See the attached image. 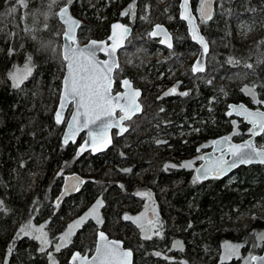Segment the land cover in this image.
<instances>
[{"label": "trees", "instance_id": "1", "mask_svg": "<svg viewBox=\"0 0 264 264\" xmlns=\"http://www.w3.org/2000/svg\"><path fill=\"white\" fill-rule=\"evenodd\" d=\"M76 1L70 7L74 16ZM169 1L175 15V22L166 24L174 35L172 50L175 57L172 60L182 59L185 52H192L197 46L190 41L185 24L177 18L179 0ZM195 1L191 2L193 12ZM133 3L134 19L138 16L157 18L168 4L159 5L158 0H104L102 9L97 11L94 7L89 11L93 15V23L91 20L88 25L89 39L106 37L114 21L129 25L132 19L118 16L117 9L123 11ZM260 3L264 0H222L223 6L215 5L212 19L201 28L210 44L209 66L206 64L204 73L193 75L188 71L180 77L179 66L174 65L178 70L171 82L178 86L177 94L159 97L155 90L159 84L157 75L133 55V66L126 68L124 73L117 71L115 76L131 77L135 85L147 84L144 110L132 121L146 122L148 119L153 124L135 134L131 126L132 130L123 137H114L112 146L103 154L87 153L82 157L75 153L82 137L75 144L62 145L64 126L57 125L53 118L55 91L60 88L63 71L58 52L51 51L53 44H60L61 39L59 34L52 32L54 25L43 28L40 18L37 30L31 31L27 25L32 20H23L19 12L0 19V201L6 208V211H0V261L4 260L9 246H13L8 264H47L48 256L39 251V241L24 236L16 239L13 245L19 231L15 229L17 223L31 219L40 225L48 220L46 229L49 224L56 225L55 231H47L48 238L56 240L61 225L58 220L65 215V207L74 211L75 206L84 203L85 207L94 198L103 201L100 229L132 250V264H222L217 254L225 244L243 247L230 258L223 259V264H245L250 255L260 253L262 245L255 244H259L257 234L264 233V216L252 217L244 226L239 219L255 207L264 209V165L239 167L229 175L236 176L232 184L226 183L227 177L193 183V168L198 166L200 155L210 150L216 137L226 135L235 142L248 137L249 127L242 120L226 115L228 104L241 102L250 108L264 109V104L256 103L241 90L245 85L264 84V56H254L255 37L244 39L237 34L234 25L239 15L257 16L253 14ZM37 4L36 0H27L30 11H34ZM12 5L20 9L16 0H0V12ZM94 15L98 16L97 20ZM156 18L149 23L148 29L162 23ZM53 19L60 27L58 19L55 16ZM135 36L134 32L130 39ZM140 39L152 46L156 44L149 35ZM162 51L168 53L169 50L162 48ZM29 58L32 74L19 88H14L9 74L14 67L29 64ZM229 58L241 63L229 64ZM245 63L252 64L253 69L244 67ZM164 65H159L160 71ZM255 91L256 99L264 101V88L257 86ZM182 92L189 95H179ZM155 131L164 135L157 139L166 143H156L152 138ZM263 138L261 135L255 142H263ZM185 155L195 157L190 168L182 167L186 160L178 158ZM72 159L81 166L72 165L69 170H64V175L77 173L83 176L80 173L83 171L88 179L77 194L57 207L54 198L61 188L62 177L54 180L47 192L48 184L55 169ZM171 164L176 167L166 168ZM124 169H131V172ZM31 173L33 177H29ZM141 190L150 193L149 202L157 210L158 224L153 227H159L162 222V238L153 235L151 240H144L135 223L123 220L125 214L134 216L135 204L131 198ZM49 207L56 212L49 211ZM151 216L153 219L154 215ZM89 225L90 222H85L73 235L71 243L59 253L48 247L58 264H68L71 252L81 250V245L87 242L82 238ZM176 241L181 242L182 250L181 246H174ZM155 252L162 255L156 256Z\"/></svg>", "mask_w": 264, "mask_h": 264}, {"label": "snow or ice", "instance_id": "2", "mask_svg": "<svg viewBox=\"0 0 264 264\" xmlns=\"http://www.w3.org/2000/svg\"><path fill=\"white\" fill-rule=\"evenodd\" d=\"M73 2L74 0H63V7H61L58 12L60 20L65 26L62 35L67 43L63 48L62 59L66 65L67 75L63 80L60 104L55 112V122L57 125L64 122L61 110L65 107L66 103L74 102L76 105V112L72 117V122L68 124L69 132L66 134L64 142L65 144L68 142L69 136L74 137L77 132L83 129H89L88 137L91 141L92 149L93 151H98L103 150V146L111 142L110 138H108L109 129L116 127L119 129L120 134L129 130L124 126V122L132 120L137 113L142 111L141 105L137 102L141 93L138 89L133 87L129 79H122L119 82L120 87L124 89V91H118L115 94L112 93L114 80L113 72L119 67L116 59L117 47L122 45H120L118 41H114L111 46H107L103 42L93 40L81 47L75 36V31L80 27V24L69 15V7ZM56 3L57 0H52V3L49 4V8ZM212 3L213 0H200L198 12L201 22H207L212 19ZM16 4L20 8H27V0H16ZM188 5L189 0H184L182 7L185 12L188 10ZM17 10V7L14 6L9 9V12L14 14ZM121 15H131L134 19L135 4L129 5ZM181 19L187 20L189 25L192 26V38L201 45L203 50L201 57L197 59L193 65L192 72L194 74L203 72V56L208 52V43L203 36L198 35L193 26V21L197 19L196 16L190 13L187 15L182 13ZM45 27H47V25H45ZM112 27L114 36L116 29H122L125 36L129 32V29L121 24H114ZM148 35L149 37L162 36L163 38L160 39L159 42L165 44L169 49L173 47L171 37L161 25H155V29L149 32ZM98 52H104L109 59L104 61L97 59ZM30 59L31 58H29V64L26 65L25 73L22 76L18 74L11 75L14 88H19L24 79L31 75L32 69ZM227 62L232 65H239L241 63V61L235 58H229ZM244 67L253 69V65L250 63H245ZM208 83L211 84L212 80H208ZM257 86L264 88V84H253L251 86L245 85L241 90L245 92L246 95H250L256 103L264 104V101L256 99L255 89ZM177 87L178 86L172 87L168 92H165L164 95L177 94ZM179 95L187 96L189 93L182 92L179 93ZM117 110L121 115L118 119H113ZM160 111L163 112L164 109L161 108ZM237 114H242L244 119L251 124V136L264 135V112L249 111L241 106ZM227 115L231 116L232 112L229 111ZM92 126H95V130H92ZM235 134L234 132L233 135ZM230 141L231 137H225L222 140L213 142L214 146H220V155L214 159H208L205 166L196 170L199 175L193 180V183H196L197 180L208 179L210 176L220 178L241 165L264 164V148L258 147L251 140L240 145L232 144ZM156 143L159 145L161 143H166V141L157 140ZM87 145L88 141L85 142V146ZM81 150H84L83 146ZM228 157H230V159ZM201 159H205V157H201ZM191 166V163L182 165V167L185 168H190ZM168 167H176V165H166V168ZM123 171L130 173L131 169H124ZM121 187H123V185H121ZM73 189L78 190V185H73ZM138 195L150 196V193H138ZM100 207H103V201L97 200L89 213H87L85 217L76 220L72 225H69L68 230L61 235L58 242L54 245L53 242L48 239L47 232L44 231V225L35 227L31 223L19 229L13 240V245L16 239L29 236L32 239L40 241L39 251L48 256L49 264H58L55 256L51 252H48V247L53 246L57 253L61 251L62 247H67L68 243H70V237L73 234L72 229L82 225L87 218L93 216ZM0 211H6L3 201H0ZM138 219L139 217L133 218L127 214L123 216V220H131L133 223H136ZM97 223H102V221L97 219ZM137 227L141 229L143 233L141 238L144 240H151L153 235L162 238V222L159 227L152 229L151 232L145 231L143 225L137 224ZM189 227H191V225H189ZM99 238L104 240L105 243L97 247L96 255L92 257L91 260L82 256L80 253H74L70 264H132V250L122 248L121 242L119 241H108L103 232L99 233ZM257 239L259 244L256 246L264 245V233H258ZM174 246H181L182 250L180 241H176ZM227 247L229 249L228 257L230 258L231 255L237 253L239 248L243 247V245H229ZM13 251L14 247L9 246L5 258L3 261H0V264H8V257L11 256ZM154 255L161 256L162 254L160 252H155ZM166 259L170 258L166 257ZM245 264H264V256L250 255L245 259Z\"/></svg>", "mask_w": 264, "mask_h": 264}, {"label": "rangeland", "instance_id": "3", "mask_svg": "<svg viewBox=\"0 0 264 264\" xmlns=\"http://www.w3.org/2000/svg\"><path fill=\"white\" fill-rule=\"evenodd\" d=\"M213 1H214V4L216 6L217 5L218 6H223L222 0H213ZM36 2L38 4L36 6H34L35 7L34 11H32V10L30 11L29 8H20L14 14H11L9 12V9L11 7H14V5L6 6L0 12V19H5L7 16H11V15H16L19 12V15L21 16V18L23 20H26V19L27 20H32V23L29 26L27 25V27H28L29 30L35 31V30H37L36 29L37 26H39L38 25L39 21H40L39 19L41 18V21L43 20L41 22V26H43V28H47V27H50L53 24L54 28H53L52 32L55 33V34H59V36L61 38V34L63 32V27H62V25L60 27L57 26L56 22L53 19V16H55L56 19H57V12H58V9L63 6V0H57V3L53 4L51 8H49V4L52 3V0H36ZM103 2H104V0H84L82 2L80 0L76 1L75 5H76L77 12H76L75 17H77L79 20H81V27L79 28L78 34H77V41H78L79 44H82V43L86 42L89 39L90 28H89L88 25L91 24V20H92V17H93V15H91L89 13V11L91 9H94V7H97V11H99L100 9L103 8V7H101ZM166 2L168 3L167 6L162 10L161 15L157 16V18L161 19L162 20L161 22L163 24H165V25L175 22V15H174V13L172 11V5L170 4L171 2L169 0H158L159 5H162V4L166 3ZM194 4L196 6L195 9H194V13H195V15L198 18V23H199L200 28H202L206 24V22H201V20L199 18L198 9L200 7V0H196L194 2ZM72 5H73V3L71 4V6ZM124 11L125 10L122 11V9H117L118 16H120V17L127 16L129 19H132L131 21H129V26H131L132 28L134 27V28H133V33L130 36V38L133 36L134 32L136 33V36L133 38V40H131L129 38L126 41V44H125L124 48H122L119 51V54H118L119 68L116 70V72L119 71V72L124 73V71H126V68L129 69L130 67H132L133 66L132 61H133V55H134V59L135 60H137L139 62H142L143 66H146V67L150 68V72H152V74L157 75L156 77H157V81H158L159 84L156 86V89H155L156 90V94L159 97H165L164 93L168 92L172 87H174V84L172 82L174 80V77L176 76V73H177L176 70H178L177 68H175L176 66H174V65L177 64V66H179V71L181 72V76L180 77L185 76L186 73H188V71L191 73V65H192L193 61L196 59L197 55H198V47L192 52H191V50H188L187 52H185L184 57L182 59L172 60L175 57V54H174L173 50H169L168 53L163 52L162 51L163 47L158 46V42L156 40H155L156 44H154V46L149 45L146 40H144L143 42L140 41L141 40L140 37H144L145 36L146 38H148V33H149V30H150V29H148L149 23L151 24L154 21V20L152 21V19H155L156 17L155 18L154 17L149 18L147 16H138V17H136V19H133L131 15H123L122 16L121 13L124 12ZM37 15H38V17H37ZM253 15H257V16H253V18H248V17H243V16L239 15L235 19L234 25L237 27L236 28L237 29V34L242 36L244 39H249L250 38L252 40L253 37H255L254 38V43L252 45L254 50H255L254 56H264V43H262V42H264V3H260L259 7L256 9V13H254ZM94 16H95L94 19L97 20L98 16L97 15H94ZM142 17H146V18H142ZM177 18H178V10H177ZM92 23H93V20H92ZM45 25H47V27H45ZM84 25H86V26H84ZM175 30H176V28H175ZM145 32H147V33L145 34ZM172 36H174V35L172 34ZM140 44H142V45H140ZM127 46H129V49H126ZM143 47H144V49H143ZM60 49H61V39H60V44H58V43L57 44H53V46L51 48V51L52 52L57 51L58 52V57L61 58ZM209 54L210 53H208L207 58H206L207 66H209V62H208L209 57H210ZM251 56L253 57V55H251ZM191 58H192V60H191ZM120 59L122 60V64H121ZM61 60H62V58H61ZM123 64H124V66H123ZM161 64L162 65L166 64V65H164V67L160 71L159 70V65H161ZM26 65H28V64L26 63L22 67H14L13 70H11V72L9 74L10 79H11V75L12 74H18V75L22 76L25 73ZM59 66H61V68L63 69V71H62V76H63V74H64V62H63V60H62L61 65H59ZM31 69L33 71L32 66H31ZM32 71H31V74H32ZM208 72H210V70H208ZM122 77H124V76L121 75L120 78H122ZM26 79H24L23 83L26 81ZM61 79H62V77H61ZM11 82L13 84V80L12 79H11ZM137 85L143 91V95H142V98H141V103L143 104V96L145 94V91H146V88H147V84H145L144 82H141L140 85L138 83H137ZM60 88H61V82H60ZM60 88L55 91V96H54V98L56 100L55 105L57 104V101H58V98H59ZM143 107H144V104H143ZM143 110H144V108H143ZM70 112H71V105H70L69 109L67 110V113H66V116H65V122H66ZM65 122L63 124H61L60 126L63 127L65 125ZM152 124L153 123L150 120H148V119H147L146 122L138 121V122L133 123V121H131V122L128 123V125L130 127L131 126L133 127V130L130 128V131L132 130V132L134 134L136 132H140L141 133L142 130L148 129V127L152 126ZM190 131L191 130H189V133H190ZM143 133H145V132H143ZM153 134L154 135H153L152 138L155 141L158 140L157 138H159V137L163 138V136H164V135L160 136L159 135L160 133L157 134V131H155ZM166 134L167 133H165V135ZM80 137L83 138V135H81ZM114 137H116V135L113 136V139H114ZM255 143H256V145L258 147L264 148V140H263V142H259V143L255 142ZM178 158H180L182 160H186V162H184L183 164L191 163V165H192V161H193V159L195 157L194 156L189 157V155H185V156H181V157L179 156ZM72 165H76V166L80 167L81 163H76V160L72 159V160H70V162L67 163V165L65 164L61 168L55 169V171L52 173V176L50 178V182L48 184L49 186L47 188L48 189L47 192L50 191L54 180L56 181L58 177H62L65 174V173H63L64 170L65 171L69 170ZM171 168L174 169L173 167H171ZM193 169H195V167ZM80 173L85 178H87L83 171H80ZM33 176H34V174H32V173L29 174V177H33ZM227 178H228L227 182H226L227 184H232V183H234L236 181V176L235 175H232V176L228 175ZM193 179H195L194 170H193ZM61 180H62V178H61ZM31 182H33V180H31ZM59 189H60V187H59ZM138 193H145V192H143L142 190L141 191H136V194H135L136 196L131 198V200L135 204V208H133L134 210L132 211L135 214L133 213L134 216H132V217L133 218L139 217V219L136 221L135 224L136 225L137 224L143 225L145 231L151 232L152 228H154L153 225L156 226V224H158L156 222L157 210L152 205V203L149 202L150 201V196H141V195H138ZM94 199L92 201L88 202L85 205V207H84V203L82 205H80V206H78V205L75 206V210L74 211H72L71 208L68 209L67 207H65V212H64L65 215L62 216L61 220H58V222H61V225H59V227H60L59 233L57 235L58 238L56 240H51L53 242V245L56 242H58V240L61 237V235L68 230V226L69 225H72L76 220H78V219H80L82 217H85L86 214L89 213L90 209H92L93 206L96 204V201ZM71 206H72V204H71ZM100 208H98L96 210V212L93 214V216L88 217L87 220L85 221V222H90V225H89V228L87 227V229H89V230H87L86 234L84 235V238H82L83 241H87V242L85 244L81 245L82 248L79 251L81 254H84V253H89L90 254V253H92V251L94 249V246H95L96 231L97 230H102V229H100V226L103 224V221L101 220ZM49 211L56 212V209L50 208ZM148 213L154 215V218L151 221L148 220ZM255 216H264V209H261L260 207L259 208L255 207L253 210H251L245 216L241 217L239 219V222L244 226L246 223H248L250 221V219L252 217H255ZM97 219L101 220L102 223L98 224L97 223ZM47 221L48 220H46L44 222L42 221V223L40 225H37V224H34L33 220L31 221V219H28L26 222H23V223H20V224L17 223V226H16L15 229L19 230L22 226H24L26 224H29V223H31L35 227H39L41 225L45 226V224L47 225ZM82 225H79V226H77V227L72 229V233L73 234L70 237V243H71V241L73 239V235L76 232H78L79 229H81ZM48 226L49 227L47 229H46V227H44V231L45 232H47V231L48 232L55 231L56 225L49 224ZM48 232H47V236H48ZM90 241H92L91 244L90 245L87 244V243H90ZM39 243H40V241H39ZM70 243H68V245ZM229 245H231V244H225V245H223L221 247L220 251L217 254V256L218 255L220 256V259H222V258L226 259L228 257L229 249H228L227 246H229ZM255 245H257V243ZM49 247L52 248L53 252L55 251L53 246H49ZM62 248H64V247H62ZM253 248H254V245H253ZM47 264H49V260L48 259H47Z\"/></svg>", "mask_w": 264, "mask_h": 264}, {"label": "water", "instance_id": "4", "mask_svg": "<svg viewBox=\"0 0 264 264\" xmlns=\"http://www.w3.org/2000/svg\"><path fill=\"white\" fill-rule=\"evenodd\" d=\"M191 2H192V0H189L188 10H187V12H185L184 8L182 7V5H183V3H184V0H179V3H178V19H179L180 21H182V22L185 24L186 32H187V34H188V36H189L191 42L194 43V44L198 47V55H197L196 59L193 61L192 65H191V72H192V67H193V65L195 64V62L197 61V59H199V58L201 57V54H202V51H203V50H202V48H201V45H200L196 40H194V39L192 38V26L189 25V23H188L187 20H185V19H181V14H182V13H184L185 15H187V14L190 13L191 15L196 16L195 13L193 12ZM62 7H63V6H62ZM60 8H61V7H60ZM60 8H59V9H60ZM214 8H215V4H214V1H213V3H212V16H213ZM59 9H58V12H59ZM58 12H57V19H58L59 23L62 25V27H63V29H64L65 26H64L63 22L60 20V17H59V15H58ZM69 15H71L76 21H78L79 24H80V26H81V20H79V19H78L77 17H75L74 15H72V13L70 12V7H69ZM199 15H200V14H199ZM196 17H197V16H196ZM208 21H209V20H208ZM114 24H121V25L126 26V27L129 29V32L127 33V35H126V36L124 35L122 29H116V30H115V36H114V35H113L114 30H113V27H112ZM155 25H161V26L167 31V33H168L169 36L171 37V43H172V45H173V38H172V35H171L170 31L168 30V28H167L164 24H162V23H156V24H154V25L151 27L150 32L153 31V30L155 29ZM193 26L195 27V29H196L198 35L203 36V38L205 39V41L208 43V41L206 40L205 36H204V35L202 34V32H201V29H200V26H199V24H198V20H197V19H195V20L193 21ZM79 28H80V27H79ZM79 28H77L76 31H75L76 39H77V34H78V30H79ZM132 33H133V29H132L131 26L126 25V24L122 23L121 21H114V22H112V23L110 24V26H109V33H108V35H107L105 38H103V39H89V40H88L87 42H85L84 44H79V45H80L81 47H83V46L87 45L90 41L95 40V41H97V42H103V43H104L105 45H107V46H111V45L113 44L114 41H118L119 44L122 45V46H118V47H117V52H116V59H117V63H118V65H119V58H118L119 51H120L122 48H124V46H125V44H126V41L130 38V36L132 35ZM150 38L153 39V40H157V41H158V44H159L160 46L169 49L165 44H161V43L159 42V40L163 38L162 36H158V37H150ZM66 43H67V42L63 39V35L61 34V49H60V52H61V58H62V54H63V48H64V45H65ZM171 49H172V48H171ZM208 53H209V44H208V52H207L206 54H204V56H203L204 71H203V72H200V73H195V74L192 72L193 75H197V74H201V73H204V72H205V70H206V56L208 55ZM100 56H101V57H100ZM97 59H99V60H101V61H104V60H108L109 58L105 55L104 52H98V53H97ZM62 60H63V59H62ZM63 62H64V61H63ZM118 68H119V67H118ZM114 72H115V71H114ZM114 72H113V76H114ZM66 75H67V69H66V65H65V62H64V74H63L62 79H61V88H60L59 98H58V101H57V104H56V107H55V110H54V113H53L54 122H55V112L57 111V109H58V107H59V104H60L61 92H62V89H63V80H64V78L66 77ZM113 78H114V77H113ZM123 79H128V78H123ZM129 80H130V79H129ZM113 85H114V80H113ZM132 85H133V83H132ZM133 87H134V86H133ZM112 88H113V87H112ZM134 88H135V87H134ZM135 89H138V88H135ZM138 90L140 91L141 95L138 97V101H137V102L141 105V109H142V111L139 112V113H137L135 116L140 115V114H142V112H143V106H142V104L140 103V98H141V96H142V91H141L140 89H138ZM122 91H124V89L121 88V91H120V92H122ZM70 105H71V112H70V114H69V116H68V118H67V120H66V122H65V116H66L67 110L69 109ZM230 106H231V107H230ZM241 106H242L243 108L248 109L249 111H253V112H255V111H261V112H264V109H261V108H250V107H248L246 104L241 103V102H240V103H229V104H228V107H227L226 115H227V113H228L229 111H231V112H232V115H231V116L227 115V116L238 118V119L242 120V121H243V122L249 127V130H248V137H246L245 139H243L242 141H239V142H235V141H233V140L231 139L230 143H232V144H236V145H240V144H244V143L248 142L249 140H251V141L255 144V139L258 138V137L261 136V135H259V136H255V137H253V136L250 135L251 124H250L247 120L244 119V116H243L242 114H237L238 109H239ZM61 111H62V119H63V121L65 122L64 130H63V135H62V143H63L64 145H67V144H69V143L74 144V143L77 142L78 138H79L81 135H83V138H82L81 142L79 143V145L77 146V148H76V152H75L76 155H77L78 157H82V156H84L85 153H89V154L95 156V155H98V154H101V153L107 151V150L112 146V142H113L112 131H113V130L116 131V133H117V137H121V136H123V135L126 133V132H125V133H123V134H120L119 129L116 128V127H113V128H111V129H109V131H108V138H110V141H111V142L108 143V144H106V146H103V150H98V151H93V149H92L91 141L89 140V137H88V131H89V129H83V130L77 132L76 135H75L74 137H73V136H69V138H68V142L65 144V142H64V141H65V136H66V134L69 132L68 124L72 122V117H73V115H74L75 112H76V105H75L74 102H68V103L65 104V107H64ZM118 114H119V115H118ZM120 115H121V113L117 110L116 113H115V115H114V117H113V119H118ZM135 116H134V117H135ZM128 121H130V120H128ZM64 122H63V123H64ZM126 122H127V121L124 122V126H126V125H125ZM55 123H56V122H55ZM63 123H61V124H63ZM61 124H59V125H61ZM126 127H127V126H126ZM127 128H128V127H127ZM92 130H95V126H92ZM225 137H228V136H226V135L218 136V137H216V138L213 140V142H214V141H218V140H222V139L225 138ZM86 141H88V145H87V146H85V142H86ZM213 142H212V145H211L210 150H208V151L202 153L201 157H205V159H201V160H200V163L198 164V166L194 169V177H195V178L199 175L198 172L196 171L197 169H200V168H202L203 166H205V165L207 164V162H208V159H214V158H216V157H218V156L220 155V151H219V147H220V146H219V145H215V146H214V145H213ZM255 145H256V144H255ZM82 146H83V149H84L83 151L81 150V149H82ZM228 158L230 159V157H228ZM251 165H264V164H251ZM251 165H241V166H239V167H242V166H244V167H248V166H251ZM239 167L233 169V170L230 171L227 175H224V176H222V177H220V178H215V177L210 176L208 179H224V178H226L228 175H230L232 172H234L236 169H238ZM208 179L197 180V181H198V182H205V181H207ZM84 183H85V178H84L83 176L79 175V174L73 173V174H67V175H64V177H63V179H62V184H61L60 191L58 192V194L56 195V197H55V199H54V205H55V206H57V204L60 205V204L66 199V198H69V197L73 196L74 194H76V193L79 191V188H80L82 185H84ZM73 185H78V190H74V189H73ZM148 216H149V219H151V214H150V213H148ZM100 232H103V233L105 234V236L107 237V240H108V241H119V242H121V246H122V248L126 249V248L124 247L123 242H122L121 240H117V239L109 238L105 231H103V230H98V231L96 232L95 246H94V250L92 251V253H91L90 255H88V254H81L78 250H75V251H73V252L71 253V255H70L69 259H68V263L70 264V261H71L72 255H73L74 253H80L82 256L87 257L89 260H91V258L94 257V256L96 255V249H97V247L100 246V245H103V244L105 243L104 240H101V239L99 238V233H100ZM254 255H255V256H264V245H262V248H261L260 253H258V254H254ZM131 259H132V262H133V256H132Z\"/></svg>", "mask_w": 264, "mask_h": 264}, {"label": "flooded vegetation", "instance_id": "5", "mask_svg": "<svg viewBox=\"0 0 264 264\" xmlns=\"http://www.w3.org/2000/svg\"><path fill=\"white\" fill-rule=\"evenodd\" d=\"M163 24V23H162ZM154 25V24H153ZM152 25V26H153ZM165 25V24H164ZM166 26V25H165ZM167 27V26H166ZM186 28V27H185ZM150 30H151V28H150ZM150 30H149V32H150ZM169 30V29H168ZM172 35V34H171ZM172 38H173V36H172ZM157 41V40H156ZM158 42V41H157ZM85 43V42H84ZM83 44V43H82ZM173 44H174V40H173ZM162 47V46H161ZM164 48V47H163ZM173 48V47H172ZM164 49H167V48H164ZM167 50H172V49H167ZM115 73H116V71H115ZM123 78H128V79H130V81L133 83V86L135 87V88H138V89H140L141 91H142V89L141 88H139L137 85H135V83H134V81L130 78V77H128V76H124V77H122V78H120V77H117V76H115V74H114V85H113V88H112V93L113 94H115L116 92H118V91H121V87H120V84H119V82H120V80H122ZM175 86V85H174ZM142 95H143V91H142ZM141 98H142V96H141ZM141 98H140V103H141ZM142 104V103H141ZM142 106H143V104H142ZM144 108V107H143ZM119 115V114H118ZM140 116V115H139ZM138 117V116H137ZM134 119V118H133ZM132 119V120H133ZM131 120V121H132ZM131 121H129V122H131ZM127 125H128V123H127ZM128 127H129V130H130V126L128 125ZM112 134H113V136L114 135H116V131H112ZM63 177H64V175L62 176V179H63ZM61 184H62V180H61ZM61 186V185H60ZM60 191V190H59ZM94 250V249H93ZM72 253V252H71ZM84 254H88V255H90L89 253H84ZM71 255V254H70ZM70 255H69V257H70ZM69 257H68V259H69ZM69 264V263H68Z\"/></svg>", "mask_w": 264, "mask_h": 264}, {"label": "bare ground", "instance_id": "6", "mask_svg": "<svg viewBox=\"0 0 264 264\" xmlns=\"http://www.w3.org/2000/svg\"><path fill=\"white\" fill-rule=\"evenodd\" d=\"M70 12H71V11H70ZM88 40H89V39H88ZM88 40H87V41H88ZM87 41H86V42H87ZM190 41H191V40H190ZM83 44H84V43H83ZM208 44H209V43H208ZM209 50H210V46H209ZM100 57H101V56H100ZM206 58H207V56H206ZM115 71H116V70H115ZM205 71H206V70H205ZM114 73H115V72H114ZM113 77H114V76H113ZM227 107H228V106H227ZM226 111H227V110H226ZM140 115H141V114H140ZM137 116H139V115H137ZM137 116H135V117H137ZM135 117H133V118H135ZM133 118H132V119H133ZM130 121H131V120H130ZM127 123H129V121H127V122L125 123V125L128 127ZM64 126H65V125H64ZM128 129H129V127H128ZM63 130H64V129H63ZM128 132H129V130H128L126 133H128ZM126 133H125V134H126ZM125 134H124V135H125ZM62 135H63V133H62ZM124 135H123V136H124ZM116 136H117V133H116ZM123 136H121V137H123ZM112 137H113V134H112ZM78 139H79V138H78ZM80 142H81V140H80ZM80 142H79V143H80ZM212 142H213V141H212ZM61 143H62V136H61ZM69 144H71V143H69ZM69 144H67V145H69ZM74 144H75V143H74ZM62 145H64V144L62 143ZM78 145H79V144H78ZM78 145H77V146H78ZM211 145H212V143H211ZM65 146H66V145H65ZM77 146H76V148H77ZM210 148H211V147H210ZM75 152H76V150H75ZM103 153H104V152H103ZM103 153H101V154H103ZM85 154H87V153H85ZM101 154H98V155H101ZM95 156H97V155H95ZM77 157H78V156H77ZM200 160H201V158H200ZM199 163H200V162H199ZM70 174H73V173H70ZM76 174H77V173H76ZM66 175H67V174H66ZM84 178H85V177H84ZM85 181H86V178H85ZM84 184H85V183H84ZM82 186H83V185H82ZM82 186H81V187H82ZM81 187H80V188H81ZM80 188H79V190H80ZM78 192H79V191H78ZM78 192H77V193H78ZM77 193H76V194H77ZM74 195H75V194H74ZM74 195H73V196H74ZM71 197H72V196H71ZM69 198H70V197H69ZM54 199H55V198H54ZM66 199H68V198H66ZM66 199H65V200H66ZM65 200H64V201H65ZM64 201H63V202H64ZM63 202H62V203H63ZM62 203H61V204H62ZM97 231H98V230H97ZM97 231H96V232H97ZM112 239H114V238H112ZM117 240H119V239H117ZM126 249H129V248H126ZM130 250H131V249H130ZM177 260H178V259H177Z\"/></svg>", "mask_w": 264, "mask_h": 264}]
</instances>
